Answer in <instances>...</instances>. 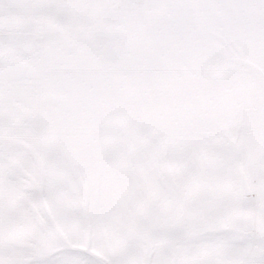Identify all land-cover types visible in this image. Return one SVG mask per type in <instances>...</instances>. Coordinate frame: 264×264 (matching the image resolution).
<instances>
[{"label":"snow or ice","instance_id":"snow-or-ice-1","mask_svg":"<svg viewBox=\"0 0 264 264\" xmlns=\"http://www.w3.org/2000/svg\"><path fill=\"white\" fill-rule=\"evenodd\" d=\"M0 264H264V0H0Z\"/></svg>","mask_w":264,"mask_h":264}]
</instances>
